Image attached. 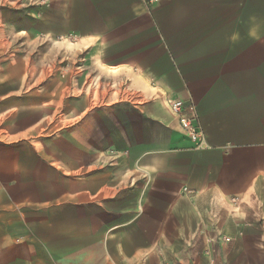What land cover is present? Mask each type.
<instances>
[{
	"label": "crops",
	"instance_id": "crops-1",
	"mask_svg": "<svg viewBox=\"0 0 264 264\" xmlns=\"http://www.w3.org/2000/svg\"><path fill=\"white\" fill-rule=\"evenodd\" d=\"M40 6L71 43L56 52L61 128L48 144L46 100L20 116L0 101L26 140L0 144V264H264V0ZM168 94L194 107L205 150Z\"/></svg>",
	"mask_w": 264,
	"mask_h": 264
},
{
	"label": "rangeland",
	"instance_id": "rangeland-1",
	"mask_svg": "<svg viewBox=\"0 0 264 264\" xmlns=\"http://www.w3.org/2000/svg\"><path fill=\"white\" fill-rule=\"evenodd\" d=\"M40 8V0H0V101L13 100L16 103L15 112L20 116L28 102L46 100L50 109L47 110L41 134L48 144H53L56 128L59 131L61 128V125L56 127L54 117L55 88L57 84L62 86L61 79L55 75L56 68L60 67V62H56V52H61L62 41L66 48L71 43L69 38L61 39L54 30L45 27V17H53V9L45 12L43 7L40 14ZM40 18L43 19L41 27ZM40 49L46 54L41 61ZM40 86L46 90L41 94ZM68 95V92H63L64 98ZM17 115L15 126L18 128L21 118ZM2 122L0 115V144L22 149L26 140H14L4 130ZM62 126L66 131L69 124L64 121ZM79 176L81 178L83 174Z\"/></svg>",
	"mask_w": 264,
	"mask_h": 264
},
{
	"label": "built area",
	"instance_id": "built-area-1",
	"mask_svg": "<svg viewBox=\"0 0 264 264\" xmlns=\"http://www.w3.org/2000/svg\"><path fill=\"white\" fill-rule=\"evenodd\" d=\"M165 104L177 117L181 130L191 143V148L193 150H205L207 148L205 133L194 107L175 94H168L165 98ZM182 195L194 198L197 192L184 187L182 188ZM226 241L229 242L230 239H226Z\"/></svg>",
	"mask_w": 264,
	"mask_h": 264
}]
</instances>
